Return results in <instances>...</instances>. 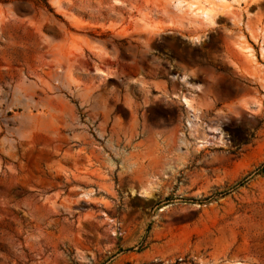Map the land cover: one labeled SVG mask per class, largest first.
Wrapping results in <instances>:
<instances>
[{
	"label": "rangeland",
	"instance_id": "obj_1",
	"mask_svg": "<svg viewBox=\"0 0 264 264\" xmlns=\"http://www.w3.org/2000/svg\"><path fill=\"white\" fill-rule=\"evenodd\" d=\"M262 167L264 0H0V264H264Z\"/></svg>",
	"mask_w": 264,
	"mask_h": 264
},
{
	"label": "trees",
	"instance_id": "obj_2",
	"mask_svg": "<svg viewBox=\"0 0 264 264\" xmlns=\"http://www.w3.org/2000/svg\"><path fill=\"white\" fill-rule=\"evenodd\" d=\"M259 173L262 174V176H264V167H262V169L259 170Z\"/></svg>",
	"mask_w": 264,
	"mask_h": 264
},
{
	"label": "bare ground",
	"instance_id": "obj_3",
	"mask_svg": "<svg viewBox=\"0 0 264 264\" xmlns=\"http://www.w3.org/2000/svg\"><path fill=\"white\" fill-rule=\"evenodd\" d=\"M184 100H186V98H183Z\"/></svg>",
	"mask_w": 264,
	"mask_h": 264
}]
</instances>
